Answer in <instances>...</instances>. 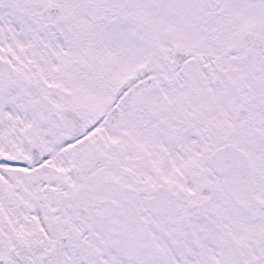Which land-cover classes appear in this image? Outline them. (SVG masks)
Here are the masks:
<instances>
[{"label": "snow or ice", "instance_id": "1", "mask_svg": "<svg viewBox=\"0 0 264 264\" xmlns=\"http://www.w3.org/2000/svg\"><path fill=\"white\" fill-rule=\"evenodd\" d=\"M0 264H264V0H0Z\"/></svg>", "mask_w": 264, "mask_h": 264}]
</instances>
